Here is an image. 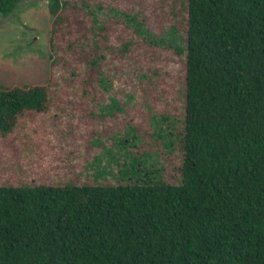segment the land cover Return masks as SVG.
<instances>
[{"label":"trees","instance_id":"trees-1","mask_svg":"<svg viewBox=\"0 0 264 264\" xmlns=\"http://www.w3.org/2000/svg\"><path fill=\"white\" fill-rule=\"evenodd\" d=\"M21 1L0 0V15ZM81 5L104 31L105 7ZM67 6L48 0L53 28ZM186 12L179 182L130 154L115 185H0V264H264V0H186ZM50 104L47 84H0V148Z\"/></svg>","mask_w":264,"mask_h":264},{"label":"rangeland","instance_id":"rangeland-1","mask_svg":"<svg viewBox=\"0 0 264 264\" xmlns=\"http://www.w3.org/2000/svg\"><path fill=\"white\" fill-rule=\"evenodd\" d=\"M61 1L68 6L54 28L48 0L0 15V84H47L51 101L47 114L22 117V132L0 148V185H115L130 154L178 183L186 0ZM81 3L105 7L104 31ZM107 8L132 14L150 40ZM7 153L16 165L2 161Z\"/></svg>","mask_w":264,"mask_h":264}]
</instances>
